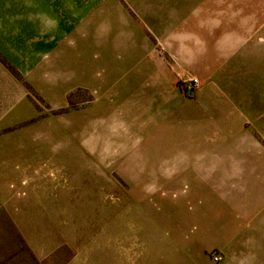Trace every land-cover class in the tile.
I'll return each instance as SVG.
<instances>
[{
	"label": "crops",
	"instance_id": "0c3cea01",
	"mask_svg": "<svg viewBox=\"0 0 264 264\" xmlns=\"http://www.w3.org/2000/svg\"><path fill=\"white\" fill-rule=\"evenodd\" d=\"M46 7L58 30L42 33L35 58L78 31V72L95 93L93 115L81 119L93 121L88 152L97 168L161 171L168 178L202 171L239 216L251 215L257 200L251 198L264 186V149L251 141L264 127V0H49ZM87 43L96 50L93 61L83 51ZM181 78L200 85L188 94ZM159 177L128 186L169 182ZM55 183L17 182L24 195L0 183V264H262L241 251L248 233L238 223L206 247L188 234L179 239L182 250L175 240L167 252L150 242L149 226L141 234L115 226L109 244L87 249L71 241L62 221L80 198L55 194L64 187ZM238 200L249 209H239ZM214 248L224 254L220 262L207 254Z\"/></svg>",
	"mask_w": 264,
	"mask_h": 264
},
{
	"label": "rangeland",
	"instance_id": "374dc122",
	"mask_svg": "<svg viewBox=\"0 0 264 264\" xmlns=\"http://www.w3.org/2000/svg\"><path fill=\"white\" fill-rule=\"evenodd\" d=\"M48 2L0 0V183L24 195L26 190L19 189L17 182L26 185L30 180L48 179L64 186L55 194L79 197L81 203H70V217L62 221L71 241L87 249L95 243L109 244L116 236L115 226L123 232L135 227L140 234L149 226L150 242L162 243L167 252L175 240L182 250L188 234L192 243L206 247L229 237L226 229L239 228L238 223L245 227L244 236L248 233L241 251L264 264V186L251 198L257 199L252 203L256 208L244 220L202 171L172 172L168 178L161 171L97 168L94 155L88 152L93 145V121L84 125L81 119L83 113L93 115L95 93L83 85L84 76L78 72V31H70L59 44L44 48V57L35 58L43 48L42 33L58 30L50 25L55 21ZM83 51L93 61V44L87 43ZM183 79L189 78H181V85ZM260 133L251 141L264 149V127ZM156 174L169 182L157 187L128 186L133 179L151 180ZM246 189L238 188L241 193ZM236 205L249 209L243 200ZM180 228L187 233L175 234ZM220 251L214 248L207 254L212 259L214 253L224 257Z\"/></svg>",
	"mask_w": 264,
	"mask_h": 264
},
{
	"label": "built area",
	"instance_id": "2783aa9c",
	"mask_svg": "<svg viewBox=\"0 0 264 264\" xmlns=\"http://www.w3.org/2000/svg\"><path fill=\"white\" fill-rule=\"evenodd\" d=\"M200 85V80L198 78H189L182 80V86L186 93L192 94ZM213 259L215 261H221L223 259L222 255L219 253L213 254Z\"/></svg>",
	"mask_w": 264,
	"mask_h": 264
}]
</instances>
